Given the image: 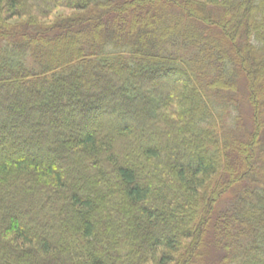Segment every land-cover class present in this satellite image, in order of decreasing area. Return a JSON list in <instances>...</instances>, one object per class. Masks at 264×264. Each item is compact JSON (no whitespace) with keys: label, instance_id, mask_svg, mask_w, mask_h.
<instances>
[{"label":"trees","instance_id":"trees-1","mask_svg":"<svg viewBox=\"0 0 264 264\" xmlns=\"http://www.w3.org/2000/svg\"><path fill=\"white\" fill-rule=\"evenodd\" d=\"M0 264H264V0H0Z\"/></svg>","mask_w":264,"mask_h":264},{"label":"rangeland","instance_id":"rangeland-1","mask_svg":"<svg viewBox=\"0 0 264 264\" xmlns=\"http://www.w3.org/2000/svg\"><path fill=\"white\" fill-rule=\"evenodd\" d=\"M68 12H71V11H68Z\"/></svg>","mask_w":264,"mask_h":264}]
</instances>
